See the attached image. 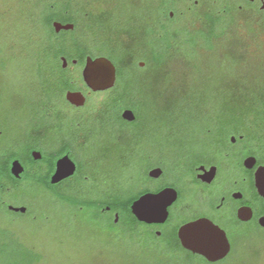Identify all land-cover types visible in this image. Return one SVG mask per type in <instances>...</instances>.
I'll return each mask as SVG.
<instances>
[{"label":"rangeland","instance_id":"1","mask_svg":"<svg viewBox=\"0 0 264 264\" xmlns=\"http://www.w3.org/2000/svg\"><path fill=\"white\" fill-rule=\"evenodd\" d=\"M169 1L164 0L161 5ZM157 3V0H0V130L3 132L0 149L4 139L12 142L21 136L19 128L30 114L48 110L42 107L50 103L47 98H53L70 118L75 115L60 97L58 71L53 62L60 44L50 35L48 19L67 16L77 19L76 42L84 44L92 55L100 50L111 53L116 63L122 49L144 42L138 36ZM202 16V11H197V18ZM202 18L196 20L186 15V30L195 32ZM253 22L237 20L221 26L210 49L178 35L169 49V59L157 75L152 72L145 78L147 73L138 69L145 67L141 59L135 62L136 68L129 66L125 71L117 93L125 89L127 95L147 98L141 112L150 113L153 118L152 144L170 145L167 154L171 155V164H177L183 145L205 149L209 145L208 139L203 138L207 130L221 134L236 133L237 129L248 131L249 135L256 133L253 117L246 116L240 128L241 120L234 116V123H229L233 117L227 113L233 94H264V33ZM64 38L62 45L68 49L67 40L71 37ZM68 75L74 85L80 86L78 72L69 69ZM108 95L109 92L90 95V102L99 103L100 98ZM88 114L80 121L82 131L88 136L80 150L82 158L100 154L101 147L111 142L110 135L116 129ZM110 164L113 165L111 179L130 176V170L114 166L112 159L103 162L102 168ZM25 188L3 197L13 205L23 202L29 205L32 199ZM93 221L87 210L67 212L48 198L33 201L26 216L9 214L1 208L0 230L5 233H0V264H27L21 261L24 249L34 254L29 256L32 264H207L200 257L183 252L172 257L174 252L170 247L166 248V255L158 256L152 246L144 249L134 244L120 228L112 227L108 231ZM151 242L161 246L154 238ZM235 244L227 258L212 264H264V232L251 231L244 244ZM33 256L37 258L34 261Z\"/></svg>","mask_w":264,"mask_h":264},{"label":"flooded vegetation","instance_id":"2","mask_svg":"<svg viewBox=\"0 0 264 264\" xmlns=\"http://www.w3.org/2000/svg\"><path fill=\"white\" fill-rule=\"evenodd\" d=\"M163 1L157 0L146 28L143 27L138 36L144 42L136 47L133 45L131 53H149L162 35L169 39L168 54L172 42L180 34L197 43V32L203 31V24L208 21H213L215 31H218L221 26L233 24L237 20H250L260 26L264 33V0H221L219 3L216 0H170V3L162 6ZM199 10L203 18H197ZM186 15H192L196 20L202 18L201 26L195 32L186 30ZM66 18L70 21L63 23L52 20L73 25L70 30L54 32L61 34L65 31L71 38L67 40L70 46L68 49L55 50L53 62L56 70L65 72L63 79L71 85L68 89L59 85V92L63 103L74 110L75 115L70 118L55 104L53 98H47L50 103L46 102L42 107L48 110L30 114L19 128L21 136L12 142L8 138L4 139L0 149V209L4 208L9 214L26 216L30 213L33 201L44 198L63 206L67 212L82 210L83 205L88 206L87 213L94 219L93 222L108 231L120 219L125 222L135 221L136 225L132 227L121 225V233L144 249L152 246L153 253L158 256L166 255V248L170 247L174 252L172 257L176 252H183L203 260L202 256L181 246L177 236L181 225L206 219L221 229L229 243V251L219 261L229 256L235 243L244 244L251 231L264 232V200L255 186V172L259 166L264 165V143L250 138L248 131L241 129H237L236 133L229 131L224 134L207 130L203 138L208 139L209 145L205 149L183 145L177 164H171V155L167 154L170 145L166 142L164 145L152 144L153 118H150V113L141 112V106L145 105L147 98L127 95L128 91L125 93L124 89L117 93L120 78L128 66L119 74L113 64L115 82L107 90L92 91L84 84L81 71L86 58L105 56L92 55L84 44L77 43V19L72 16ZM215 34L212 41L218 35L217 32ZM69 69L79 73L80 86L73 84L68 75ZM67 92L81 93L83 104H71L66 99ZM105 92H109V95L100 98L99 103L90 102V95ZM126 110L132 112L131 120L123 118ZM80 111H83L81 115L78 114ZM87 114L116 129L110 135L111 142L101 147L100 154L82 158L79 156L80 150L88 141V136L82 131L80 121ZM2 133L0 130L1 138ZM63 158L72 163V173L52 183L57 163ZM108 159H112L114 166L119 169L130 170V176H113L111 179L110 167L113 165L102 168V163ZM24 187L32 199L31 204L23 202L13 205L6 202L4 195L16 194ZM166 190L176 193L174 201L167 207L166 220L163 223L137 220L131 211L132 203L143 196L157 195ZM74 201L82 205L75 207ZM9 207H23L25 210L13 211ZM152 238L158 240L161 246H153Z\"/></svg>","mask_w":264,"mask_h":264},{"label":"water","instance_id":"3","mask_svg":"<svg viewBox=\"0 0 264 264\" xmlns=\"http://www.w3.org/2000/svg\"><path fill=\"white\" fill-rule=\"evenodd\" d=\"M72 24L52 22L54 32L72 29ZM84 84L92 91H103L111 88L115 82V67L106 57H87L81 71ZM66 99L73 105L79 106L84 97L79 92H67ZM123 118L132 119V112H123ZM72 163L63 158L58 161L52 183L72 173ZM255 186L258 194L264 200V165L255 172ZM176 193L166 190L157 195H146L131 205V211L137 220L145 223H163L167 218V207L174 201ZM13 211L24 212V208L9 207ZM264 226V225H262ZM177 236L181 246L191 253L202 256L207 262L214 263L224 258L229 251V243L225 233L206 219H199L181 225Z\"/></svg>","mask_w":264,"mask_h":264},{"label":"trees","instance_id":"4","mask_svg":"<svg viewBox=\"0 0 264 264\" xmlns=\"http://www.w3.org/2000/svg\"><path fill=\"white\" fill-rule=\"evenodd\" d=\"M62 17V16H61ZM53 19H56L57 21L60 22H68L70 21L68 18L66 17H62V18H52V19H48L46 22V25L49 28V32L50 35L53 36V38H55L57 40V42L60 44L59 45V50H66V47H64L62 44L66 41L64 36L67 35V32L63 31L61 34H55L53 31V28L51 26V22ZM210 19V18H209ZM207 19V20H209ZM203 31H200V33L197 32V46L198 45H202L205 48L210 49L211 46V41H212V37L215 36L216 32L215 31V23L213 21H208L206 23L203 24ZM126 38L129 40V37L126 36ZM159 39L156 40V42L154 43L153 47L151 48V51H149V53H140V54H133L131 53V49L133 47H130V49H122L123 53L122 55L116 59L117 62L114 63L113 61V56H111V53L105 52V51H101L100 53L101 55L105 56L106 58H108L109 60L112 61V63L115 65L116 70L119 74H121V71L124 69V67L126 66H133L134 68L136 67V61L137 59H141L143 60V62L145 63V67L142 69L138 68L139 70H143V72L147 75L149 73L154 72L156 75L157 73L161 72L163 69V66L165 65V62L169 59L170 55L167 53V49H168V45H167V41H166V37L165 36H161L158 37ZM126 39V40H127ZM200 41V42H198ZM129 42V41H128ZM163 42V46H160V43ZM129 44L132 45L131 42H129ZM64 55L67 56V54L65 53ZM69 58V57H68ZM58 64V63H57ZM58 71V79H59V85H64L65 89L71 88V85L67 82V80L63 79V74L65 73L64 71H60V70H56ZM62 72V73H61ZM156 77H153L152 79H154ZM123 77L120 78V82H122ZM129 83L126 82L125 79V86L126 88L129 87L128 85ZM124 86V87H125ZM124 92L125 89H124ZM232 103L230 105L227 106V113L231 114L233 117V119H230L228 122L229 123H234L235 121V117H238L239 120H241V122L239 123L240 128L243 126V122H244V118L248 115H250L252 118V123L254 124V128L256 133L251 132L252 134H250V138H255L258 141L264 143V94H259L258 96H248L247 94H243V93H235L232 96ZM230 103V102H229ZM127 107V106H126ZM130 107V106H128ZM1 187V186H0ZM74 206L78 207L79 205H82L81 202L78 201H74ZM83 209L88 210V206H84L83 205ZM129 225V226H134L136 225L135 221H129V222H125L123 219H120L118 221V223L115 225L116 228H119L121 225ZM114 226V227H115ZM0 233H5V231L0 230ZM22 247V246H21ZM22 249V248H21ZM20 249V250H21ZM24 249V248H23ZM30 255H34L33 253L31 254L30 252H28L27 250L24 249V252L21 254V261L24 260V262L26 261L27 264H32V256L29 257ZM34 257V256H33ZM36 260L37 258H33ZM203 262L207 263L205 260L201 259ZM17 264V263H14ZM19 264H22L21 262ZM207 264H211V263H207Z\"/></svg>","mask_w":264,"mask_h":264}]
</instances>
